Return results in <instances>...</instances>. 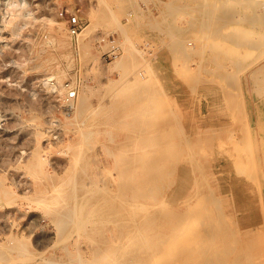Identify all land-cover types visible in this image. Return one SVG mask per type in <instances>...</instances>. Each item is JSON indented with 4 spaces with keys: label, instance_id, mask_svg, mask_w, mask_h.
Masks as SVG:
<instances>
[{
    "label": "rangeland",
    "instance_id": "1",
    "mask_svg": "<svg viewBox=\"0 0 264 264\" xmlns=\"http://www.w3.org/2000/svg\"><path fill=\"white\" fill-rule=\"evenodd\" d=\"M20 1L43 19L26 25L22 48L5 46L0 50V175H4L3 185L14 192L9 203L0 199V264L91 261L108 233L96 234V226L90 224L85 234L72 228L66 232L69 227L54 223V214L61 206L39 201L40 187L23 161L36 145L40 156L47 158L44 169L60 171L55 184L59 192L64 191L60 195L65 193L68 200L72 199L69 207L81 195L79 200L90 197L95 184L102 186L94 176L98 169L111 178L107 182L110 189L131 180L130 172L116 174L125 159L133 157L130 149L139 151L136 157L141 161L156 160L153 169L159 176L157 184L148 189L150 193L140 190L149 193H145V201L130 194L127 208L144 204L147 209L132 213L140 220L151 211L147 205L171 200L178 187V204L190 206L191 212L180 223L183 232L179 241L166 242L163 257L153 246L155 236L146 231L149 226L137 234L127 233L125 253L136 258L135 264L140 259L147 264H160L161 260L162 264H236L239 236L248 245L251 264H264V0ZM69 4L79 10L81 28L76 33L67 30L59 15L60 8ZM60 34L64 40L59 39ZM30 43L36 48L31 49ZM127 46L131 50H126ZM115 57L122 59L119 66L112 64ZM49 78L56 89L46 88ZM73 155L83 158L77 167H71ZM60 159L61 165H56ZM240 159L243 163L237 168ZM73 172L79 173L78 189L69 183ZM144 172L139 171L141 177ZM248 173L252 177L250 187L239 188L238 177ZM150 190H156V195ZM193 194L206 196L208 203L201 199L203 204ZM170 204L160 206L171 213ZM211 205L234 213L231 227L241 234L233 237L230 233L224 240L218 222L214 226L202 216L204 210L207 214L212 211ZM199 232L200 245L184 242L189 234L199 236ZM224 241L231 248L221 244ZM170 242L187 245L179 244L178 248ZM113 251L102 252L99 264H113ZM140 251L145 253L143 257Z\"/></svg>",
    "mask_w": 264,
    "mask_h": 264
},
{
    "label": "bare ground",
    "instance_id": "2",
    "mask_svg": "<svg viewBox=\"0 0 264 264\" xmlns=\"http://www.w3.org/2000/svg\"><path fill=\"white\" fill-rule=\"evenodd\" d=\"M3 6L1 7V10H0V50L2 48H4L5 46H9V47H14V48H22L23 47V43H22V40L25 39L24 36H22V32L24 30V28L26 27L27 24H31L32 22L34 21H37V20H40V19H43V18H37L34 14H33V9L30 5L28 4H25L23 2H21L20 0H3ZM203 3V2H202ZM203 5V4H202ZM211 5V4H210ZM197 8V7H196ZM109 11V10H108ZM49 23H54L53 20H51V18H47ZM41 21V20H40ZM42 22V21H41ZM47 22V21H45ZM56 24H58L60 26V23L59 22H55ZM51 26H54V25H51ZM56 26V25H55ZM62 26V25H61ZM58 27V26H57ZM119 27V26H118ZM52 28V27H51ZM59 28V27H58ZM50 30V29H49ZM84 30L86 31V28L83 29L80 33H77L76 34V37L79 38L81 37V35H83L84 33ZM52 31V30H51ZM57 31V30H56ZM63 31V30H62ZM53 32H55L53 30ZM64 32V31H63ZM62 32V33H63ZM58 33V32H57ZM59 37L61 36L58 35ZM60 40H64L63 39V34H62V38L60 37L59 38ZM68 39V38H67ZM70 40V39H69ZM58 41V40H57ZM66 42H68L66 40ZM60 43V42H59ZM63 43V42H61ZM65 43V42H64ZM67 44V43H66ZM65 44V45H66ZM79 45V44H78ZM249 45V44H248ZM28 46L32 49V48H36V44L35 43H30L28 44ZM8 47V48H9ZM66 47V46H65ZM129 46L126 47V50H131L128 49ZM13 48V49H14ZM63 48V47H62ZM49 50V49H48ZM40 52V51H39ZM42 52V51H41ZM51 54V53H50ZM49 54V55H50ZM40 56H42L41 54H38ZM48 57V55L46 56ZM54 57V56H53ZM84 57V56H83ZM42 58V57H40ZM39 59V58H38ZM48 59V58H46ZM42 60V59H41ZM44 60V59H43ZM51 60V59H50ZM38 61V60H37ZM122 59L121 58H117L115 57L114 60L112 61V64L113 66H119L122 62ZM45 62V61H44ZM43 62V64H44ZM49 63V62H48ZM41 62L38 63V65H40ZM238 64V63H237ZM49 65V64H48ZM47 65V66H48ZM236 67V66H235ZM237 68V67H236ZM62 73V72H61ZM51 79H47L46 80V88L48 87L49 89H56L57 86L55 85L54 82H51L50 81ZM130 82V81H128ZM129 86V85H128ZM134 86V85H133ZM62 88V86H61ZM59 90V89H58ZM61 91L64 90V88L60 89ZM116 90V89H115ZM24 91V90H23ZM29 91V90H28ZM130 91V90H129ZM69 93V92H67ZM33 94V93H32ZM31 94V95H32ZM130 96V95H129ZM128 96V97H129ZM127 98V97H126ZM109 99V98H107ZM70 104V103H69ZM72 105V104H71ZM87 106V105H86ZM92 106V105H91ZM82 107V106H81ZM105 107V106H104ZM103 107V108H104ZM85 108V106H84ZM84 108L83 110H80L78 113L81 114V111H84ZM108 108V107H107ZM79 109V108H78ZM82 109V108H81ZM86 109V108H85ZM103 110V109H102ZM107 111V110H106ZM76 113V112H75ZM84 113V112H83ZM77 116V115H76ZM78 117V116H77ZM124 120V119H123ZM69 121V120H68ZM84 121V120H83ZM106 123H111L112 120H106L105 121ZM147 122V121H146ZM89 124V123H88ZM87 124V125H88ZM85 127V126H84ZM93 128V127H92ZM90 128V129H92ZM131 129V128H130ZM138 129V128H137ZM79 130V128H78ZM83 129H81V132H85V131H82ZM133 130V129H132ZM139 130V129H138ZM137 130V131H138ZM142 130V129H141ZM104 131V130H103ZM79 132V131H78ZM89 132V131H88ZM94 132V131H93ZM92 132V133H93ZM98 132V131H97ZM143 132V131H142ZM76 133V132H75ZM87 133V132H86ZM89 134V137L90 135H93V134ZM36 134H39V132H36ZM79 134V133H78ZM108 134V133H107ZM135 136L137 135V133H134ZM140 135H142L141 133H139ZM139 134L137 137H139ZM133 135V134H132ZM37 136V135H36ZM83 136V135H82ZM88 136V135H87ZM40 137V136H39ZM85 137V136H84ZM59 138V137H58ZM114 140V139H113ZM38 143V141H37ZM76 143V141L74 142ZM78 143H80L78 141ZM108 143V142H107ZM71 144V143H70ZM72 144H73V141H72ZM114 144V143H113ZM116 145V144H114ZM35 146V145H34ZM38 145H36V148L34 147V149H32V151H30L27 155V158L25 160H23L25 163V168L27 170V172L30 174V176H32V178H34V183H36L37 185H39L40 187V199L39 201L41 202H48V203H52L53 205L54 204H57L59 203L58 205H60V209L57 210V212L54 214V218H53V221L55 224L61 226L62 228L66 229L68 228V230H65L66 232L69 231L70 228L74 229L75 232L76 230L80 233H84V231L86 230V226H89L92 227L93 226H96L97 228V232L96 234H101V233H104L105 231H107V235L105 236V238L101 241H100V245L96 248L98 251L96 253V251L94 252V257L93 259H91V261H88L87 262H84L83 260L81 261H75L76 264H99L101 261L99 260L102 256V252H107L108 250H114L113 254L111 255V258L112 259H115L114 262H111L113 264H135L134 262L135 259H134V256L132 257V254L130 256H128V254L125 253V250H126V247L128 246V244L125 242L126 238L124 239V236L127 234V233H133V234H137L140 232L141 228H143V226H149V227H145V228H148L150 230H147V232L151 231L150 233V237H152V235L155 236V244L153 242L154 245V248L155 250H157L156 252H159L161 254V256L163 257L162 255V252H164L166 250V242H173V240L176 238V240H178V236L180 235L181 236V232H183V228L180 227V223L181 221H183V219H187L191 212V210H189V207L186 208V207H181L179 204H178V198L180 196V191L178 190V187L173 191V196H172V199L171 200H168V197H169V192H168V197L165 196V198L168 200V201H163L162 202H158L157 201L155 203H153L152 205H147L148 207L151 206L152 208H149L151 211L148 212V214L145 213V215H142V217H140V220L139 217H135L132 213H135L136 210L143 208L145 205L144 204H140V207L136 208L133 204V206L135 208H132L133 206H129V208H127L128 204L127 201L129 200L130 198V194H136V196L140 197V200L142 201H145V195L146 194H149V188H151L152 186L156 185L157 182H158V177L157 176V173H154V169H153V166L156 162V160H153V159H147V160H143L141 161V159H139V157H136V155H138L137 153L139 152L138 150H135V149H130L131 152L134 154L132 158L130 159H125V162L123 164V166L121 168H118L116 170V174L117 175H120V174H123V173H126V172H130L132 173L131 175H133L131 178V180L127 181V182H123V183H120L119 185H117V187L115 189H110L109 185L107 182L108 180H111L110 177H108L105 173H103L102 170H96L94 172V176H95V179L96 177L98 178V183L101 182L102 186L98 187L97 188V185L93 183L94 187L96 189H94L93 191H95L90 197L88 198H82L79 200V197L81 198V196L78 197V200H76L74 206L72 207H69L70 203L68 200V196L66 197V195L64 194H61L60 193H63V192H59L60 188H59V185L55 184V178H57L58 180V173L60 172H57L58 171V168H57V171L56 169L54 170V172H50V171H47L44 169V165L46 164L47 162V158H43L40 156V152L37 148ZM74 146V145H73ZM78 146V144H77ZM151 146V145H150ZM197 146V145H196ZM74 148V147H73ZM71 148V149H73ZM76 149V148H75ZM78 149V148H77ZM152 150V149H151ZM70 152V151H69ZM74 152V151H72ZM70 152V153H72ZM108 152V151H107ZM112 152L113 151H109ZM182 152V151H181ZM75 153H77V151H75ZM90 153V152H89ZM130 153V152H128ZM78 154V153H77ZM80 154H81V151H80ZM108 155V153H107ZM250 155V154H249ZM74 156V155H73ZM80 156V155H79ZM71 158V157H70ZM73 159V160H72ZM71 162H73L71 164V167L74 166V167H77V165L80 164L81 161H83V158L80 159L76 156H74V158L72 157L71 158ZM89 160V159H87ZM69 161V160H68ZM86 161V160H85ZM173 161V160H172ZM70 162V163H71ZM78 162V163H77ZM246 162V160H245ZM243 163V160L241 161L240 160H237L236 161V166L237 168H240L241 167V164ZM59 164L61 165V159L60 161H57L56 165ZM85 164V162H84ZM83 164V165H84ZM190 164V163H189ZM193 164V163H192ZM58 165V166H59ZM86 165L88 164H85L84 165V169H87L86 168ZM112 165V164H111ZM194 165V164H193ZM175 166V165H174ZM54 167V166H53ZM70 167V168H71ZM88 167V166H87ZM90 167V166H89ZM243 167V166H242ZM79 168V167H78ZM64 169V168H63ZM50 170V169H49ZM71 170V169H70ZM69 170V171H70ZM106 170V169H105ZM142 170H144V175L141 177L140 176V173L139 171L141 172ZM53 171V170H52ZM68 171V172H69ZM85 171V170H84ZM88 171V169H87ZM5 172V171H4ZM108 172V171H107ZM65 173V172H64ZM67 173V171H66ZM4 174V173H3ZM6 174V173H5ZM63 174V173H62ZM68 174V173H67ZM66 174V175H67ZM71 174V173H70ZM79 174L78 172H73V176L71 175V178H70V182L71 183V188L73 189H76L77 188V185L80 183L79 180H77L76 178V175ZM85 174V173H84ZM88 174V173H87ZM241 174V173H240ZM27 175V174H26ZM60 175V173H59ZM83 175V174H82ZM90 175V174H89ZM88 175V176H89ZM130 175V176H131ZM178 175V174H177ZM198 175V174H197ZM29 176V175H28ZM64 176V175H63ZM68 176V175H67ZM66 176V177H67ZM79 176V175H77ZM175 176V175H174ZM65 177V178H66ZM87 177V176H86ZM188 177V176H187ZM201 177V176H200ZM31 178V177H30ZM63 178V177H62ZM61 178V179H62ZM141 178V179H140ZM3 179H4V175H0V199H4L6 201H8V203L12 200L11 198L14 196V192L12 191H9V187L7 185H3ZM60 179V178H59ZM79 179V177H78ZM94 179V178H93ZM94 179V180H95ZM180 179V178H179ZM84 180V179H83ZM203 180V179H202ZM12 181V180H11ZM61 181V180H60ZM64 182H66L64 179L62 180ZM81 181V180H80ZM90 181V180H89ZM82 182V181H81ZM252 182V177L251 175L248 173L246 174L244 177L242 176H239L238 177V180L236 181V183H238V186L239 188L243 189V188H249L250 184ZM85 183V181H84ZM87 183V182H86ZM89 183V182H88ZM33 184V183H32ZM62 184V183H60ZM181 184V183H180ZM81 185V184H80ZM84 185V184H83ZM179 185V184H178ZM177 185V186H178ZM66 186V185H65ZM199 186V185H198ZM33 187V186H32ZM35 187V186H34ZM64 187V186H63ZM69 187V186H68ZM67 187L66 190H68L69 188ZM84 187H87V186H84ZM92 187V186H90ZM89 187V188H90ZM92 187V188H94ZM193 187V186H191ZM196 187V186H195ZM37 188V187H35ZM34 188V189H35ZM59 188V189H58ZM70 188V189H71ZM81 188V187H79ZM198 188H201V187H198ZM11 189V188H10ZM78 189V188H77ZM86 189V188H85ZM146 189L149 193H142L140 192V190H144ZM192 189V188H191ZM29 190V189H28ZM37 190V189H36ZM72 190V189H71ZM81 190L84 191V189L82 188ZM128 190V191H127ZM188 190V189H187ZM196 190V189H195ZM201 190V189H200ZM33 191V190H31ZM90 191V190H89ZM151 193L155 194V192H157L156 190H150ZM190 191V190H189ZM194 191V190H193ZM67 192V191H66ZM71 192V191H70ZM74 192V191H73ZM76 192V190H75ZM78 192V191H77ZM87 192V191H86ZM171 192V191H170ZM200 192V191H199ZM252 192V191H251ZM25 193V192H24ZM69 193V192H67ZM146 193V194H145ZM160 193V191L158 192ZM188 193V192H187ZM196 193H197V190H196ZM195 193V194H196ZM23 194V193H22ZM37 194V193H36ZM80 194V192H79ZM143 194V196H142ZM164 194V193H163ZM166 194V193H165ZM202 194V193H201ZM194 195V198H200V200H204L208 203L207 199L205 197H202V195ZM26 194L22 195V197H25ZM28 195V194H27ZM32 195V193H31ZM68 195H71V193H69ZM88 195V194H87ZM156 195V194H155ZM153 195V197L155 196ZM160 195V194H159ZM158 195V196H159ZM205 195V194H203ZM84 196V195H83ZM135 196V195H134ZM152 196V194H151ZM161 196V195H160ZM159 196V197H160ZM187 196V195H186ZM232 196V195H231ZM15 197H20L19 195L18 196H15ZM74 197V195L72 196ZM148 197V196H147ZM150 197V196H149ZM152 197V198H153ZM164 197V196H163ZM230 197V196H229ZM29 198V197H28ZM27 198V199H28ZM119 198H120V201H119ZM162 198V197H161ZM217 198V197H216ZM21 199H24L26 200V198H21ZM71 199V198H69ZM74 199V198H73ZM134 199V198H133ZM137 199V198H136ZM148 199V198H147ZM146 199V200H147ZM150 199V198H149ZM165 199V200H166ZM68 200V201H67ZM132 200V199H131ZM158 200V199H157ZM160 200V199H159ZM183 200V199H182ZM201 200V201H202ZM224 200V199H223ZM28 201V200H27ZM126 201V203H125ZM152 201V200H151ZM186 201V200H185ZM214 201V200H213ZM32 202V201H31ZM34 202V201H33ZM39 202V203H40ZM72 202V199L71 201ZM140 202V201H139ZM165 202H169L171 203L170 205H172V210H171V213H169L170 211L169 210H163L161 208L160 205H162L163 203ZM194 202L196 203V200H194ZM199 201H197L198 203ZM203 202V201H202ZM215 202V201H214ZM217 202V201H216ZM215 202V204H216ZM7 203V204H8ZM27 203V202H25ZM69 203V204H68ZM125 203V204H124ZM191 203V202H190ZM249 203V202H248ZM248 203L246 205V208L249 209L248 207ZM6 204V203H4ZM35 204H36V201H35ZM44 204V203H43ZM41 204V205H43ZM73 204V203H72ZM199 204V203H198ZM204 204V202H203ZM213 204V203H212ZM25 205V204H24ZM38 205V204H37ZM36 205V206H37ZM46 206H48L47 204H45ZM57 205V206H58ZM131 205V204H130ZM143 205V206H142ZM185 205V204H184ZM183 205V206H184ZM206 205V204H205ZM204 205V206H205ZM139 206V204H138ZM194 206V205H192ZM196 206V205H195ZM228 206V205H227ZM231 206V205H230ZM40 207V206H39ZM170 207V206H169ZM213 207L212 211L208 210V214H207V210H204V214H202L203 218H208L209 222L211 224H213L214 226H216L217 222L219 224V229L221 231V236L224 237V240L226 238V236H228V234H232L233 237H236L238 234H241L239 232L238 229L234 228V227H231L233 224L232 223V216L233 214H230V211L228 210V208H223V209H217L218 206H212ZM245 207V206H244ZM30 208V207H29ZM48 209V207H46ZM53 208V207H51ZM56 208V207H54ZM146 208V207H144ZM143 208V209H144ZM166 208V207H165ZM180 208H183L182 210H180ZM199 209V206L196 207ZM196 208H192V209H196ZM205 208V207H204ZM231 208V207H230ZM237 209V207H235ZM50 209V208H49ZM147 209V208H146ZM197 209V210H198ZM232 209V208H231ZM239 209V208H238ZM200 210V209H199ZM223 210V211H222ZM139 211V210H138ZM136 211V212H138ZM169 211V212H168ZM196 211V210H195ZM210 211V213H209ZM8 212V211H7ZM201 212V211H200ZM141 213V212H140ZM194 213V212H193ZM137 215V214H135ZM200 216V217H202ZM193 217V216H192ZM199 217V215H198ZM191 219V217H189ZM195 218V217H194ZM202 218V219H203ZM239 218V217H238ZM247 218V217H246ZM250 218V216H249ZM196 219V218H195ZM201 219V218H200ZM205 220V221H206ZM193 221V220H192ZM199 221V220H198ZM203 221V220H202ZM243 221V220H242ZM185 223H183L184 225L186 224V220H184ZM207 222V221H206ZM208 223V222H207ZM182 224V226H184ZM186 226V225H185ZM204 226V225H203ZM243 227V226H242ZM241 227V229H242ZM249 227H250V224H249ZM58 228V226H57ZM196 228V227H195ZM202 228V227H201ZM248 228V227H247ZM246 228V229H247ZM89 228L87 227V230ZM209 229V227H208ZM215 231H216V228H214ZM218 229V228H217ZM240 229V227H239ZM73 230V231H74ZM86 230V231H87ZM195 230V229H194ZM203 230V229H202ZM243 230V229H242ZM245 230V229H244ZM185 231V229H184ZM192 231V229H191ZM196 231V230H195ZM214 231V233H216ZM92 232V231H91ZM94 232V231H93ZM203 232H206L203 230ZM219 232V230H218ZM217 232V233H218ZM141 233H143L141 231ZM207 233V232H206ZM220 233V232H219ZM249 233V232H247ZM85 234V233H84ZM83 234V235H84ZM148 234V233H147ZM198 234V233H197ZM196 233H191L188 235V237H186L185 239V243L187 241L188 245L189 244H194L196 242H198V238L201 237L200 236V232H199V236L197 235ZM203 234V233H202ZM246 235V233H243ZM242 234V235H243ZM142 236V234H140ZM207 235V234H206ZM210 235V234H209ZM217 235V234H216ZM220 235V234H219ZM231 235V236H232ZM236 235V236H235ZM95 236V235H93ZM153 236V238H154ZM179 236V237H180ZM203 236V235H202ZM218 236V235H217ZM143 237V236H142ZM205 236H203L202 238H204ZM219 237V236H218ZM97 238V237H96ZM144 238V237H143ZM142 238V240H143ZM148 238V237H147ZM152 238V239H153ZM178 238V239H177ZM124 239V240H123ZM150 239V238H149ZM183 239V240H184ZM220 239V238H219ZM229 239V238H228ZM15 240V239H14ZM154 240V239H153ZM176 240H174V242H176ZM218 240V238H217ZM223 240V239H222ZM242 237L239 236V239L237 238V256H236V259L235 260V263L236 264H242L243 261H247L248 263L247 264H251V256L249 253H247L248 250H246V242H242ZM248 240V239H247ZM77 241V240H76ZM138 241V240H137ZM150 241H152L150 239ZM179 241V240H178ZM201 241V240H200ZM220 241V240H219ZM217 241V242H219ZM232 241V239H231ZM93 242V241H92ZM128 242V241H127ZM146 242V241H144ZM170 242V243H171ZM181 242V240H180ZM203 242V241H202ZM222 242V241H221ZM249 242V241H248ZM95 243V242H94ZM97 243V242H96ZM129 243V242H128ZM143 243V242H142ZM170 243H169V246H170ZM183 243V241H182ZM182 243H179L178 242V245L179 244H182ZM200 245V242H198ZM220 243V242H219ZM226 241H224V243H221V244H224L225 247H228V244L226 245ZM140 244V243H139ZM172 245H174L173 243H171ZM220 244V246H221ZM127 245V246H126ZM145 245V244H144ZM152 245V244H151ZM171 245V246H172ZM177 243H175V245L173 247H176L178 246ZM184 246H186L185 244H182ZM236 245V244H235ZM96 246V245H95ZM141 246V245H139ZM152 246V247H153ZM168 246V244H167ZM171 246L169 248H171ZM183 246V247H184ZM190 246V245H189ZM248 246V245H247ZM145 247V246H144ZM143 247V248H144ZM151 247V248H152ZM192 247V246H191ZM195 247V246H193ZM222 247V246H221ZM250 247V246H249ZM142 248V247H141ZM143 248H142V251H143ZM178 248H180L178 246ZM200 248V247H199ZM198 248V249H199ZM203 248V247H202ZM228 248H231L230 246ZM248 248V247H247ZM22 249V248H21ZM93 249V248H92ZM140 249V248H139ZM186 249V248H185ZM184 249V250H185ZM189 249V248H188ZM191 249V248H190ZM193 249V248H192ZM235 249V248H234ZM3 250V249H2ZM9 250V249H7ZM12 250V248H11ZM146 250V248H145ZM144 250V251H145ZM172 250V249H171ZM174 250V249H173ZM226 250V249H225ZM17 251V250H16ZM90 251V249H89ZM93 251V250H92ZM140 251V253L142 252ZM151 251V250H150ZM154 251V250H153ZM169 251V249H168ZM186 251V250H185ZM201 251V250H200ZM224 251V250H222ZM25 252V251H24ZM22 252V253H24ZM111 252V251H110ZM146 252V251H145ZM171 251H169L168 253H170ZM188 252V251H186ZM225 252V251H224ZM30 253V252H29ZM68 253V252H67ZM70 253V252H69ZM92 253V252H91ZM108 253V252H107ZM138 253V252H137ZM147 253V252H146ZM148 253H150L148 251ZM147 253V256L150 257V254L148 255ZM158 253V254H159ZM93 254V253H92ZM96 254H98L96 256ZM105 254V253H104ZM130 254V253H129ZM145 254V253H144ZM143 254V255H144ZM156 254V253H154ZM157 254V257H159ZM164 254V253H163ZM202 254V253H201ZM106 255V254H105ZM134 255V253H133ZM142 255V253H141ZM142 255V257H143ZM153 255V254H152ZM165 255H169V254H165ZM211 255V254H210ZM80 256V255H79ZM139 256V255H138ZM137 256V257H138ZM216 256V255H215ZM83 257H86V256H83ZM136 257V256H135ZM148 257H144V258H147ZM169 257V256H168ZM183 257H184V254H183ZM227 257V255H226ZM77 258V256H76ZM75 258V259H76ZM104 258V256H103ZM140 258V256H139ZM156 258V256H155ZM224 258V257H223ZM82 259V258H81ZM84 259V258H83ZM102 259V258H101ZM163 259V258H162ZM182 259V258H180ZM210 259V258H209ZM213 259V258H212ZM231 259V258H230ZM68 260H71V259H68ZM74 260V259H72ZM85 260V259H84ZM99 260V262H98ZM151 259H149L150 261ZM153 260V259H152ZM165 260V259H164ZM176 260L179 261V259L177 258ZM175 260V262H176ZM224 260V259H223ZM233 259H231V262H232ZM141 261V259H140ZM139 261V264H147L146 260L143 259L142 262ZM155 261H158V260H155ZM160 261V259H159ZM162 261V260H161ZM160 261V264H162ZM228 261V259H227ZM74 262V261H73ZM205 262V261H204ZM230 262V263H231ZM68 263V262H67ZM103 263V262H102ZM153 263V262H152ZM179 263V262H178ZM233 263V262H232ZM231 263V264H232ZM54 264V263H53ZM62 264V263H61ZM66 264V263H65ZM137 264V263H136ZM150 264V263H148ZM154 264V263H153ZM209 264V262H208ZM219 264V263H218ZM222 264V263H221ZM228 264V263H227Z\"/></svg>",
    "mask_w": 264,
    "mask_h": 264
},
{
    "label": "built area",
    "instance_id": "3",
    "mask_svg": "<svg viewBox=\"0 0 264 264\" xmlns=\"http://www.w3.org/2000/svg\"><path fill=\"white\" fill-rule=\"evenodd\" d=\"M3 4V0H0V10ZM59 15L64 19L67 30L70 33H76L80 30L79 10L75 5H64L60 8Z\"/></svg>",
    "mask_w": 264,
    "mask_h": 264
}]
</instances>
